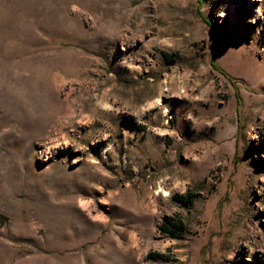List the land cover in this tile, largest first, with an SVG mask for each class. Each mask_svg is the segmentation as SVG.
Masks as SVG:
<instances>
[{"label": "rangeland", "instance_id": "374dc122", "mask_svg": "<svg viewBox=\"0 0 264 264\" xmlns=\"http://www.w3.org/2000/svg\"><path fill=\"white\" fill-rule=\"evenodd\" d=\"M0 264H264V0H0Z\"/></svg>", "mask_w": 264, "mask_h": 264}, {"label": "trees", "instance_id": "16d2710c", "mask_svg": "<svg viewBox=\"0 0 264 264\" xmlns=\"http://www.w3.org/2000/svg\"><path fill=\"white\" fill-rule=\"evenodd\" d=\"M164 60L167 63H174L173 60L168 58L166 54H162ZM173 200L180 204L182 207L189 208L192 205L193 200L196 198L195 194L189 193L188 195L184 196H179V195H174ZM160 231L162 234L166 235L170 239H176L179 240L183 238V235L185 233V228L179 221H173L170 218H164V223L160 227ZM155 255H150V257H154Z\"/></svg>", "mask_w": 264, "mask_h": 264}, {"label": "bare ground", "instance_id": "6f19581e", "mask_svg": "<svg viewBox=\"0 0 264 264\" xmlns=\"http://www.w3.org/2000/svg\"><path fill=\"white\" fill-rule=\"evenodd\" d=\"M135 263H137V262H135Z\"/></svg>", "mask_w": 264, "mask_h": 264}]
</instances>
